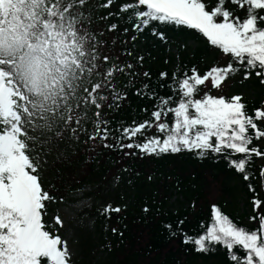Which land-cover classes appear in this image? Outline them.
I'll use <instances>...</instances> for the list:
<instances>
[{
	"label": "snow or ice",
	"instance_id": "6c2138e0",
	"mask_svg": "<svg viewBox=\"0 0 264 264\" xmlns=\"http://www.w3.org/2000/svg\"><path fill=\"white\" fill-rule=\"evenodd\" d=\"M118 2L0 0V264H72L68 241L59 234L64 221L58 214L51 224L46 220V202L54 197L43 187L37 148L51 150L82 136L84 143L91 142V151L103 147L126 156L156 157L186 151L226 159L253 193L249 221L256 226L239 225L213 204L210 221L201 223L198 235L183 232V220L176 230L171 224L164 227L197 252L221 246L230 264H264V198L251 182L259 179L264 190V165L258 177L252 172L254 158L264 159V101L250 112L242 95L224 94L241 72V83L255 76L264 86V0H123L117 11L95 15ZM113 16L130 26L124 34L149 29L161 41L166 35L155 24L195 30L228 62H214L203 74L196 65L174 72L168 85H160L168 87L170 96L137 89L136 95L154 101L149 117L110 128L101 109H118L127 98L116 86V74L127 70L134 75L131 63H110L119 58L102 53L104 33L92 28L93 22ZM118 26L110 24L107 30ZM159 75L169 78L166 72ZM120 211L111 205L104 209Z\"/></svg>",
	"mask_w": 264,
	"mask_h": 264
},
{
	"label": "trees",
	"instance_id": "16d2710c",
	"mask_svg": "<svg viewBox=\"0 0 264 264\" xmlns=\"http://www.w3.org/2000/svg\"><path fill=\"white\" fill-rule=\"evenodd\" d=\"M90 2L91 4H96L98 0H90ZM122 2L123 0H119L111 8L98 11L95 15L103 16L109 11L115 12L118 10L119 3ZM114 23L119 25L116 31H108L107 26ZM153 26L158 31L165 33L166 41H161L151 35L149 29L142 33L129 31L124 34L123 29L130 26L116 16L108 20L96 21L92 24V28L96 32L103 31L104 35L100 38L105 43L107 38H112L113 42L116 41L118 43L120 53L123 55L122 62L119 64L131 63L134 66L131 70L134 75H130L127 70L125 73L116 74L115 83L117 88L127 92V98L120 101L121 106L118 109L115 106L111 109L107 107L101 109L103 118L110 122V128L114 129L118 122L130 125L133 120L139 122L149 117L154 101L147 98V96L136 95L137 89L141 93L154 91L159 96H170L172 93L168 87H161L160 85H168L174 72L179 75L186 68L190 69L193 65H196L201 74H203L205 68L211 67L214 62L221 66L228 62L227 58V61L220 63L216 57L221 53L210 48L205 43L204 38L195 30L174 25L155 24ZM133 35L137 36L135 41L131 40ZM124 41H127V43H124ZM189 42H194L198 45L193 53H188L185 48L181 47V45ZM172 48L178 50L177 57L169 54L168 51ZM126 52H131L132 54H122ZM213 54L216 55L215 60L211 61L209 58ZM140 56L144 57L142 62L138 60ZM177 62L178 65H176ZM145 72L149 73L148 77L143 75ZM161 72L168 73L169 78L161 79L159 75ZM242 78V72L231 78L230 81H238L239 87L235 92L225 95H236L247 87L254 90L255 96L253 98L244 97L243 99V102L246 103L251 112L253 108L261 106V102L264 101V86L260 85L255 76L241 83ZM129 80L132 83L129 84ZM145 84L150 86L149 89L143 88ZM109 95H111L110 92ZM145 108L149 110L148 113L142 111ZM86 126L91 130V120ZM85 139L86 137L84 138L83 136V140ZM108 152H111V155H108ZM102 153L107 155L108 160L101 165V171L98 172L99 175L105 173L109 167L114 166L116 156H126L120 151L107 148L103 149ZM62 157H64L63 153L61 154L60 152L59 155L58 150L54 160L58 165L55 169L52 168L53 177L50 181L47 180L46 172L41 169L43 187L54 197L53 201L46 202V220L50 224L52 223L51 217L54 206L64 199L57 191L64 193L67 190L64 180L66 179L65 173L68 166L65 161H60ZM128 157V165L119 168L117 178L124 181L125 177L130 174L134 180L135 194L133 198L128 194L127 196L121 195L117 203L109 202L102 209L97 210L100 218L97 236L95 234H89L87 238L83 235L79 236V239L82 240L79 245L84 246L88 243V250L90 251L88 253L84 251L86 255H89L93 249L99 248L108 253L110 257L106 264H138L139 261H145L146 259H150V264H230L227 252L223 247L216 246L214 250L208 253L197 252L192 245L183 243L182 236L172 237L170 231L164 226L171 224L173 230H176L178 222L183 220L184 223L180 226L183 232L192 236L198 235L201 232V223L207 224L210 221L211 206L215 204L220 206L222 211L239 225L248 228L255 227L256 225L246 220L253 215L251 204L253 193L249 191L248 182L242 178L241 174L230 168L226 159L215 154L198 157L194 153L185 151L159 157L141 156L139 154ZM59 161L62 167L59 165ZM95 163H97V160ZM146 164L151 165L150 177H156L157 180L159 178L161 180L159 185H162V181L165 182L166 197L160 203H157L154 196L144 194L142 180L144 175L146 176V171L143 170ZM70 165L72 166L73 164L70 163ZM262 165H264V159L254 158L252 172L257 177ZM208 176L222 183L225 195L231 197L230 202L222 198L212 204L207 201L204 204H199L209 184ZM258 180L253 179L251 182L256 187L257 192L260 193ZM58 181L62 182V184H57ZM239 189L247 194V205L251 209V211L243 214H238L236 207ZM175 193L181 195L183 199L178 201L180 207L172 210L169 206V197H173ZM260 198L264 197H261L260 194ZM109 205L113 208L119 207L121 211L119 213H104V209ZM145 207L149 209L148 212L143 211ZM113 228L117 229L115 234L112 231ZM120 233H123V235L121 236ZM97 237L99 240L95 241Z\"/></svg>",
	"mask_w": 264,
	"mask_h": 264
},
{
	"label": "rangeland",
	"instance_id": "374dc122",
	"mask_svg": "<svg viewBox=\"0 0 264 264\" xmlns=\"http://www.w3.org/2000/svg\"><path fill=\"white\" fill-rule=\"evenodd\" d=\"M197 46L198 45L194 42L181 45L188 53H193ZM101 51L105 55L119 58L118 60L114 59L112 62L118 64L122 62L123 55L120 53V47L116 41L113 43L112 38L106 39V46L102 48ZM168 52L176 57L178 56V50L176 48L169 49ZM215 56L216 55L213 54L209 60H215ZM216 59L220 61V63L227 61V57L222 54H219ZM176 65H178V62ZM238 87L239 84L237 80L230 81L228 82V87L224 88V94L233 93ZM212 93L216 95L220 94L216 90H213ZM104 94L109 95V92L106 91ZM241 94L253 98L255 96V91L247 87L242 90ZM88 115L92 117L93 112L89 111ZM89 121L86 125L89 124ZM85 137L86 136H84V138ZM96 143L99 144L98 141H96ZM90 149L91 142L84 143L83 136L79 142L69 143L65 141L60 143L58 148L53 147L51 150L48 148H44L43 150L39 147L37 148L41 156L42 169L46 172L45 174L48 181L53 177L52 168L55 169L58 165L54 162L58 150L59 155L60 152L64 155L60 161H65L68 166L65 173L66 179L64 180L67 190L64 193L57 191L64 199L54 206L51 219L58 214L64 221V227L60 228L59 234L68 241L69 248L72 252V264H106L108 262L110 258L108 253L99 248L96 250L93 249L89 255H86V252L88 253L90 251L88 250V243L84 246L79 245L82 242L79 236L83 235L85 238H87L89 234H95L97 236L100 219L97 210L102 209L109 202L117 203L121 195L127 196L128 194L133 198L135 194L134 180L130 174L125 177L126 179H124V181L117 178L119 168L128 165L127 161L129 157L116 156L114 166L109 167L105 173L99 175L98 172L101 171V165L108 160L107 155L102 153L105 148L96 147L94 151ZM108 155H111V152H108ZM96 160L97 163H95ZM60 161L59 165L62 167ZM70 163L73 165L71 166ZM143 170L146 171V176L144 175V179L142 180L144 194L154 196L157 203L164 201L166 197L165 182L162 181V185H159L161 183L159 178L158 180L156 177H151V179H149L151 165L146 164ZM170 181L172 180L170 179ZM208 181L209 184L204 192V197L201 198L202 200L200 199L199 204H204L206 201L212 204L220 201L222 198H225L228 202L231 201V197L225 195L223 185L220 181H215L210 176H208ZM57 184H62V182L60 183V181H58ZM258 184L261 197H264V190H261L259 180ZM156 189L158 190L156 191ZM241 189H239L236 202L238 214L251 211L247 205V194ZM182 199L183 197L177 193H175L173 197H169L170 209H178L180 207L178 201ZM246 220L249 221V218ZM97 240H99L98 237L95 241ZM138 264H150V259L139 261Z\"/></svg>",
	"mask_w": 264,
	"mask_h": 264
}]
</instances>
